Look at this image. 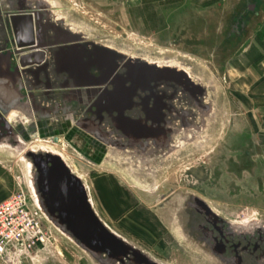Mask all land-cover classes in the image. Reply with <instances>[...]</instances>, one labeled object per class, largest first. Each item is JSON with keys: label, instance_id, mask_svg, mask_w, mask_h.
<instances>
[{"label": "rangeland", "instance_id": "374dc122", "mask_svg": "<svg viewBox=\"0 0 264 264\" xmlns=\"http://www.w3.org/2000/svg\"><path fill=\"white\" fill-rule=\"evenodd\" d=\"M245 5V0H0V42L8 35L10 15L22 11L41 12L49 38L45 70L22 68L17 51L0 49V100L7 104L0 106V200L24 191L40 212L25 157L30 151L53 152L84 183L108 228L158 263L235 264L239 255L241 264H257L264 252L259 241L264 238V98L253 97L252 90L260 93L264 86V57L255 64L251 85L244 55L252 41L264 38V0L245 37L233 45L228 33L236 30L233 21ZM76 44L93 61L108 57L110 62L113 55L168 68L203 94L158 83L149 102L155 122H146L140 106L126 113L140 138L130 146L109 113L103 120L97 116L96 95L89 94L103 86H73L69 73L59 70L57 51ZM104 51L109 55L102 56ZM9 52L12 73L19 72L15 82L1 68ZM65 58L70 62L74 56ZM148 96L140 92L136 103L143 105ZM89 120L100 124L105 140L80 126ZM9 128L21 141L9 138ZM154 128L165 132L161 141L140 137ZM43 219L51 227V242L20 264H98ZM252 227L263 229L241 234Z\"/></svg>", "mask_w": 264, "mask_h": 264}, {"label": "water", "instance_id": "95a60500", "mask_svg": "<svg viewBox=\"0 0 264 264\" xmlns=\"http://www.w3.org/2000/svg\"><path fill=\"white\" fill-rule=\"evenodd\" d=\"M41 16V12L38 11L29 13L30 26L36 25V19L38 18L39 21ZM29 33L30 44L27 47H34L36 42L32 30ZM77 48L79 46L76 44L72 48L64 47L57 51L56 59L58 60L59 70L69 73V79L73 81V86H90V88L103 86L102 89H96L92 92L93 94H89L96 95L93 105L97 108V116L103 120V113H109L111 118L114 119L117 129H122L126 133L128 137L127 144L130 146L140 143V138L139 140L136 138L138 131L133 127L132 122L126 121L128 118L126 113L132 108L140 106L148 114L146 122H155L152 112L150 113L149 102L151 98H155L158 83L172 82L176 85H181L184 91L194 96L203 94V90L195 87L187 79L188 77L183 78L184 76L179 75L177 72H172L168 68L163 69L158 65H149L133 60L123 61L119 56L113 55H111L113 60L110 62L108 57L105 60L99 58V60L93 61L91 56L89 58L88 54L85 55L79 52ZM29 49L32 50L29 54H23L25 50L17 51L18 54H22L20 57L21 67L26 68L35 64L41 65L40 69L45 70L47 58L45 47L44 49ZM76 55L81 56V59H75ZM108 55L109 53L106 51L102 54V56ZM66 56L71 58L74 56V59L67 62ZM84 57H86L85 60H83ZM115 57L119 59V62H117ZM96 69L99 70L98 76L91 74ZM110 85L112 86L111 89ZM140 92L149 93L143 105L136 103L135 99ZM4 104L0 100V106ZM6 106L7 104H5ZM123 123L127 124V126H123ZM80 126L100 139L105 140L104 137L106 138V135L102 133L100 124L97 125L89 120L85 123H80ZM155 129L152 132L141 131L140 137L161 141L165 132L161 129ZM9 131V138L14 141H21L11 128H9ZM25 158L30 163L34 173L31 187L35 196V205L41 215L52 227L68 236L90 254L98 264H160L150 258L144 251L136 248L123 239L122 236L108 228L94 210L86 186L81 179L75 176L60 155L47 151H30ZM254 229H258V232H260L263 228L252 227L245 232L241 230V234L246 235L250 230L254 231ZM263 240L264 238L259 240L261 245L264 243ZM223 247L226 254L221 255L226 256L228 246L225 242ZM237 247L239 248V246ZM257 247H259V243L255 245L256 249ZM233 261L235 264H241L242 257L238 255L233 258ZM257 264H264V252L259 257V260L257 259Z\"/></svg>", "mask_w": 264, "mask_h": 264}, {"label": "built area", "instance_id": "2783aa9c", "mask_svg": "<svg viewBox=\"0 0 264 264\" xmlns=\"http://www.w3.org/2000/svg\"><path fill=\"white\" fill-rule=\"evenodd\" d=\"M52 231L24 191L0 203V264H20L45 247Z\"/></svg>", "mask_w": 264, "mask_h": 264}, {"label": "flooded vegetation", "instance_id": "af4514ba", "mask_svg": "<svg viewBox=\"0 0 264 264\" xmlns=\"http://www.w3.org/2000/svg\"><path fill=\"white\" fill-rule=\"evenodd\" d=\"M260 0H245V8L242 12H239L238 16L235 18L234 24L231 28H236V30L230 31L228 33V41H231L233 45H237L240 40L245 37L246 30L245 28L252 21L253 14L256 13V8ZM28 12H19L10 15V21L6 25L8 28V35L0 42V49H5L8 51H20L27 50L29 48L35 49H44L46 47L49 38L45 36V28L42 26V19H36V25L29 24ZM239 19V21H238ZM32 30L36 46L27 47L30 44V36L29 32ZM244 32V33H243ZM47 35V34H46ZM240 35V36H239ZM239 36V37H237ZM33 39V40H34ZM238 41V42H237ZM230 42V43H231ZM232 46V45H230ZM32 50L24 51L23 54H29ZM10 60H6L4 64L1 66L3 71L6 73V78L9 82H15L18 79L19 72L16 71L12 73L11 66L13 65L12 53L9 52ZM20 57L22 54H19ZM3 59H0L2 61ZM10 61V62H9ZM35 65V64H34ZM33 66V65H31ZM123 126H127V124L123 123ZM207 224L211 225L206 219ZM212 226V225H211Z\"/></svg>", "mask_w": 264, "mask_h": 264}, {"label": "crops", "instance_id": "0c3cea01", "mask_svg": "<svg viewBox=\"0 0 264 264\" xmlns=\"http://www.w3.org/2000/svg\"><path fill=\"white\" fill-rule=\"evenodd\" d=\"M259 38H260L259 41L256 40L255 44L252 41V43L247 47V49L245 51V55H244V57H245L244 60H245V63H246V65H245L246 66V71L250 74L249 79H246V83L248 84V81H250L251 85H253L252 83L256 81L255 78H254V75H255L254 73L256 71L255 64H256V62H258V60H260V58L262 59L264 57V38L262 40H261V37H259ZM262 66L264 67V61L262 62ZM263 87H261L262 90H261L260 93H259L258 90L255 91L256 93H254V91L251 89L252 93L254 94L253 97L258 98V95H260V98H264V88ZM253 89H255V88H253ZM262 104L263 105L260 107V109L264 110V103H262ZM101 194L102 193H100V196H101ZM102 195H104V193ZM106 201H107V196H106V198H105V200L103 202L106 203V206H107L106 208L105 207L104 208L109 211V208H111L110 207L111 206L110 205L111 200H109L108 202H106ZM2 202L3 201L0 200V203H2Z\"/></svg>", "mask_w": 264, "mask_h": 264}]
</instances>
